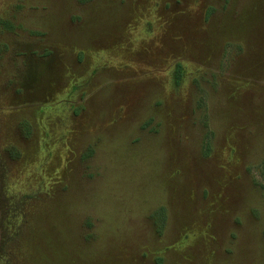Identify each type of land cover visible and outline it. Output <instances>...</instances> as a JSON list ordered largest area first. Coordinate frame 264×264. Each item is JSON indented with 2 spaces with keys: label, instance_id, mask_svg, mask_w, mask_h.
I'll list each match as a JSON object with an SVG mask.
<instances>
[{
  "label": "rangeland",
  "instance_id": "1",
  "mask_svg": "<svg viewBox=\"0 0 264 264\" xmlns=\"http://www.w3.org/2000/svg\"><path fill=\"white\" fill-rule=\"evenodd\" d=\"M0 264H264V0H0Z\"/></svg>",
  "mask_w": 264,
  "mask_h": 264
}]
</instances>
